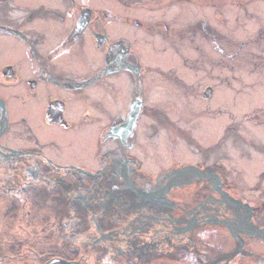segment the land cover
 Returning <instances> with one entry per match:
<instances>
[{"label": "flooded vegetation", "instance_id": "obj_1", "mask_svg": "<svg viewBox=\"0 0 264 264\" xmlns=\"http://www.w3.org/2000/svg\"><path fill=\"white\" fill-rule=\"evenodd\" d=\"M100 1L0 0V264L194 261L211 228L249 257L250 247H264V157L254 168H227V131L247 136L239 123L228 126L226 98L213 101L229 85L195 84L187 62L163 59L149 70L145 48L120 34L131 21ZM164 33L176 48L177 36ZM158 94L194 102L186 119L196 127ZM196 99L209 106L201 112ZM216 123L218 133L200 130ZM163 132L162 150L147 142ZM178 141L186 158L177 157ZM64 143L76 145L77 159L65 158Z\"/></svg>", "mask_w": 264, "mask_h": 264}, {"label": "rangeland", "instance_id": "obj_2", "mask_svg": "<svg viewBox=\"0 0 264 264\" xmlns=\"http://www.w3.org/2000/svg\"><path fill=\"white\" fill-rule=\"evenodd\" d=\"M100 2L105 7H114L116 13L123 16L121 22L131 21L129 28L121 25L122 28L125 27L119 28L120 34L130 37L133 48L139 50L145 48L143 59L149 70L151 67H156V64L163 59L166 63L180 68L187 62L194 64L193 66L197 68L192 71L195 77H190L191 80L196 79L195 84L199 79H209L221 85L224 83L229 85L228 88H219L220 92L218 91L219 93L214 96L213 101L219 103L226 98V105H218L223 107L222 112L228 117V126H236V123H239V126L246 128L247 136L244 137L243 134V137H240L232 130L227 131V139L221 144V149L226 153L224 160H227L228 169L231 165L241 169L237 166L239 165L237 161L249 168H254L250 163L259 165L264 157V151H262L264 149V0H115L114 2L106 0ZM124 3H128V6ZM135 19L139 21L138 24L134 21ZM173 29L178 31L181 29L183 35L180 37L173 33ZM164 31L167 35L170 32L171 35L177 36L176 48H172L169 41H166ZM187 32L191 34L188 35ZM258 33L261 34L260 38ZM169 39L172 40V38ZM163 48H169V51H166L167 55L158 60L157 58L164 54L161 52ZM173 54H176L175 57ZM205 62L215 69L213 73L208 69L204 70ZM255 64H260V67L256 68ZM158 77L163 85L170 88L165 79ZM223 90H226V94L222 92ZM158 95L160 101L167 105L171 112L183 117L181 119L184 123L190 120L191 125L196 127L191 117L186 119L198 108L194 102L186 105L182 99L173 97L174 100H171L164 94ZM197 101L200 102V100ZM200 105L202 108L199 110L202 112L209 106V102H200ZM202 122L207 123L204 119ZM218 124L219 128L217 123L214 128L212 124V129L210 124H205L200 130L210 134L218 133L222 129V125ZM198 125L201 126V124ZM164 133L153 134V140L149 138L147 142L150 141L151 146L154 142L155 145L159 142L162 150L165 144L161 141L164 139L162 137ZM229 133L233 136H228ZM205 143L202 144L205 145ZM177 145L179 147L177 157L186 158L182 151L184 145L181 141H178ZM209 145L208 143L206 146ZM75 146L63 144L65 158H78L76 152L78 148ZM148 150L151 152L150 149ZM212 150L214 149H209L208 152L211 153ZM218 151L219 147L211 157L215 158ZM163 154H165L164 151ZM193 157L195 155L190 153L188 160ZM162 158L168 161L171 159L170 156H162ZM164 161L161 163L164 164ZM242 174L252 183L253 173L245 169ZM5 227H7L5 224L0 227V233ZM203 233H205V243L197 248L203 252L199 260L191 261L189 257L181 256L179 262L175 258L174 261H158L154 264H206L207 260L211 261L208 264H264V247L261 249L250 247L258 250L257 254L260 256L245 258L239 256L238 251L234 254L235 246L225 230L211 228ZM5 252H7L6 249ZM17 263L26 264L24 260ZM2 264L8 263L5 261Z\"/></svg>", "mask_w": 264, "mask_h": 264}, {"label": "bare ground", "instance_id": "obj_3", "mask_svg": "<svg viewBox=\"0 0 264 264\" xmlns=\"http://www.w3.org/2000/svg\"><path fill=\"white\" fill-rule=\"evenodd\" d=\"M108 9H110V10H114L112 7H108ZM181 169H183V171L186 172V173H189V172H191V171L194 170L193 167H182ZM250 250H251L252 252L249 251V253H248V251H246L244 255H246V254L248 253L249 256H252V255L258 253V250H253V249H250ZM254 251H256V252H254ZM11 259H12V258H11Z\"/></svg>", "mask_w": 264, "mask_h": 264}, {"label": "trees", "instance_id": "obj_4", "mask_svg": "<svg viewBox=\"0 0 264 264\" xmlns=\"http://www.w3.org/2000/svg\"><path fill=\"white\" fill-rule=\"evenodd\" d=\"M204 34H206V33H204ZM260 35H261V34L258 33V37H259V38H260Z\"/></svg>", "mask_w": 264, "mask_h": 264}]
</instances>
